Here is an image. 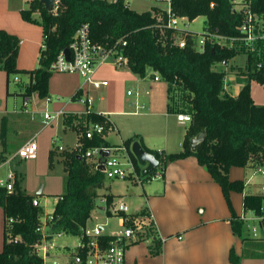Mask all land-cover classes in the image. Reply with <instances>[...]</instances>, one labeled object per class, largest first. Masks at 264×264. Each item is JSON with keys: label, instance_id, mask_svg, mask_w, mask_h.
Segmentation results:
<instances>
[{"label": "trees", "instance_id": "obj_1", "mask_svg": "<svg viewBox=\"0 0 264 264\" xmlns=\"http://www.w3.org/2000/svg\"><path fill=\"white\" fill-rule=\"evenodd\" d=\"M242 4L244 9L238 10L234 0H169L170 11L178 17H186L192 21L198 16H205L204 31L227 38L242 36L239 27L246 18L244 10L255 15L264 14V0H242ZM55 6V10L48 12L39 0H28V7L19 11L28 21L32 19L34 12H38L41 18L44 38L39 49V66L36 68L17 67L20 40L0 28V70L6 74V85L8 86L10 75L27 73L29 81L20 95L30 98L36 93L40 98L47 97L49 79L53 74L48 68L51 61L61 49L69 45L75 31L87 24L91 39L126 56L127 67L132 73L144 77L147 69H150L167 84L168 92L172 88H178L180 97L189 105L190 121L179 151L167 153L164 150L150 149L141 139L139 141L159 161L157 167L160 168L161 176L163 177L170 162L194 156L197 163L219 185L227 206L232 210L230 192H243L245 183L242 180H231L230 168H244L248 165L264 167V105L254 101L250 86L252 81L264 86V56L261 58V66L251 71L255 51H248L247 80L237 95L231 96L223 91L225 72L216 70L213 66L216 63H227L235 57L237 50L208 42L202 50L196 49L195 38L190 31L166 26L165 10L152 6L149 10L137 12L129 8L124 0H59ZM177 39H182L184 45H178ZM79 92L76 91L72 97L75 99ZM84 118V124L72 127L77 135L74 148L57 151L53 147L48 152L49 168L53 167L54 157L58 156L66 173L64 191L56 200L50 227L52 231H63L71 235L80 234L81 228L87 224L95 207V200L99 197L98 190L104 185L103 173L81 156L79 149L84 151L97 146L113 147L105 139L113 127L109 117L91 111ZM94 124L102 126V133H95L93 137L87 138L85 133ZM201 131H205V138L192 150L190 140ZM136 140V135L130 136L123 141L122 146L134 172L140 175L141 167L130 150L132 142ZM157 167L141 177L142 180H151L157 174ZM142 180L139 179V182L142 183ZM14 187L12 192H8L0 186L3 215L0 264L36 263L40 261V257L32 253L30 245L40 239V234L35 229L43 207L34 205L33 199L38 200L42 194L23 191L18 180H15ZM104 197L107 204L115 198L112 194ZM263 197L264 194H244L243 209L257 211ZM139 214L146 216L149 222L140 241L153 236L158 252L160 240L156 236L152 219L145 209ZM8 218H12L13 222L7 228L5 222ZM231 223L233 232L241 236L243 242L264 240L243 237L244 222L234 215ZM8 232L13 237L19 236L20 241H8Z\"/></svg>", "mask_w": 264, "mask_h": 264}, {"label": "rangeland", "instance_id": "obj_2", "mask_svg": "<svg viewBox=\"0 0 264 264\" xmlns=\"http://www.w3.org/2000/svg\"><path fill=\"white\" fill-rule=\"evenodd\" d=\"M124 1L129 6V8L140 11L149 10L155 5H159L163 8L168 7V2L166 0ZM240 7H242V2L237 0L235 8L239 10ZM0 17L2 22L7 26V28L10 29V31L7 28L5 29V27H0L1 29H4L8 33L17 36L19 40H24L26 42V44L22 45L19 49L17 56V67L20 69H33L38 67V52L42 47L44 38L39 14L36 12L32 13V19L30 21L25 20L19 12L16 14H13V12L11 14H7V12H4V14L0 13ZM256 20L258 31L260 28L262 30V27H264V14L260 16L257 15ZM187 22L188 25L185 26L184 23ZM177 26L190 31L194 35L195 48L200 50V47L197 44V39L204 33V29L206 27L205 16H198L192 21L181 20L179 18ZM256 43L257 41L254 42V44ZM259 46H263L262 49H264V39L260 41L258 45H254L256 48ZM242 59L243 52H240L239 55L233 60L232 65L228 63L225 66L224 64L216 63L213 68L224 71L226 74V79L228 80L231 77H235L236 79V77L244 75L238 74L240 70L241 72H246L245 68L239 67ZM256 60L257 56L255 52L253 57V62L255 64ZM114 69L127 70V66L124 65ZM152 75L153 72L150 69H147L144 78L137 76L139 80L136 82H131L129 80L124 82V80L120 78L118 83L114 84L112 90L108 92L103 90H91L89 94V97H91L93 100L89 111L97 113L107 110L136 112L135 115H131L130 112L111 115V121L114 122L115 125H113L105 137L106 140L114 146L112 147L111 153L118 157L122 163V168L129 172L131 171L130 160L122 146L123 141L126 138L134 134L136 135L137 141H140V139L142 140V138H144L149 146L153 148L158 149L166 144L168 152H176L180 150L178 141L180 138L182 141L185 129L189 122L180 123L176 119L177 115L175 117H165L162 115L163 104L166 102V99L168 100L167 109H169L170 112L175 106L174 103H179L181 106L180 112H185V114L189 112L190 108L189 105L183 101L182 97H180V90L172 88L169 90V92H167L166 83L162 80H154ZM240 78L245 79H240L241 83L237 82L240 84L239 86L246 82L247 76L245 75V77ZM28 80L29 75L27 73L10 75L7 86L9 94H6L5 72L0 70V150L6 147V150L9 152L8 157H11V155H13L17 149H19V147L34 139L37 143V157L33 160L20 159L18 157L13 158L8 163V165L0 168V177L5 175L7 169H12L21 174V184L23 188L26 185V191L28 193L36 194V191L40 188V186H42L43 193L39 196V199L44 213H51L54 209L56 200L64 191L66 173L63 170L58 156L54 157V165L52 168H49L48 152L51 148H56L57 146H62L63 148L69 149L74 148L77 142V135L74 130H63L61 118L64 116V114L60 118L54 120L50 125L43 124L42 115L44 111L52 113L54 112L55 107L61 106L64 107L65 112L81 111L83 113L82 115H84L88 110L83 103L81 104V102H78L76 99V101H70V97L60 93L64 85L70 86L76 82L80 83L79 78L75 74L66 72H53L49 79V88L51 87L56 90L55 92H51L49 89L52 102H47L46 98H40L36 93H33L30 102L24 106L22 103L23 97L20 95V92ZM250 86L251 88L256 87L257 90L263 89V86L259 85L255 81L250 82ZM127 89L133 93L131 96L132 99L136 98V95H138L136 104L134 102L129 104V102L124 100ZM144 90H148L149 94H145ZM223 91L226 93L224 84ZM166 95L168 97H166ZM57 98H59V100H57ZM148 101H151V104ZM117 103H119V105H117ZM82 115L77 116V122L84 120V116ZM64 119V121L67 123V117ZM116 129H119V132ZM132 170L133 171L129 174L131 175L130 178L129 175L125 178L104 177V185L98 190V193H100V195L112 194L114 195L116 201L122 198L129 206V212H139L141 209L140 207L145 204L143 187L144 185L148 184L150 180L143 181L141 178L143 176L141 174L136 175L134 169ZM156 171L159 177H162L159 173V167H157ZM250 175L252 177V182L250 186L245 187L243 191L244 194L264 192L261 190V186L264 185V176L261 175L260 172H257L255 167H252L251 165H248L244 168L232 167L229 173V176L232 180L242 181L246 180ZM138 178L142 180V183L139 182ZM231 192L239 193L242 199V192L235 190ZM147 195V198L153 199L154 203L156 202L157 205H163L161 200H159L162 197L161 195H154L153 191L148 192ZM101 196L95 200V207L87 221L88 226L93 227L94 225L106 224V227H104L105 232H109L111 230L119 231L120 229L117 225L116 217L109 216L103 210L98 208L100 206V199H102ZM139 219L140 218H138V220ZM2 240L3 216L2 209L0 207V250L2 247ZM77 240V235L64 233L60 237L55 238V243L67 244L73 250V246L77 243ZM159 240L161 241V239Z\"/></svg>", "mask_w": 264, "mask_h": 264}, {"label": "crops", "instance_id": "obj_3", "mask_svg": "<svg viewBox=\"0 0 264 264\" xmlns=\"http://www.w3.org/2000/svg\"><path fill=\"white\" fill-rule=\"evenodd\" d=\"M155 6L160 9H166L159 5ZM27 7L28 0H0V13L2 14H4V12H7V14H11L12 12L13 14H16L21 9H26ZM135 11L142 12L140 10ZM0 27H5V29L7 28V26L2 22L1 17ZM262 28V30L260 28L258 31L259 36L256 43L257 45L264 39V27ZM222 43L224 45H229L228 40H225ZM24 44H26V42L24 40H20L19 49ZM233 48L237 50V54L224 65L226 66L228 63L232 65L233 60L239 55L240 52H243V59L239 67L245 68L246 72H241L240 70L238 74H244L240 77H245L248 71V50L244 47L241 41H236L233 45ZM254 48L257 60L255 61L256 64L252 61L250 66L251 71L257 68L258 63H262L261 58L264 56V49H262L263 46ZM114 68L115 67L111 64H102L98 66L93 73V79L107 80V86L94 89L90 84L85 83L78 74L72 73L79 78L80 83L76 82L70 86L64 85L60 93L70 97V101H72V99L76 101L72 96L78 90L80 92L78 93L77 97L84 98L89 96L91 90H103L107 92L112 90L114 84L118 83L120 78H122L124 82L128 80L131 82H136L139 80L137 75L132 73L128 67L127 70H117ZM154 75L155 74L152 75L153 79ZM240 77H236V79L235 77H231L229 80L225 77L228 83L227 92L231 96H236L240 87L242 86H239V83H241L240 79L245 78ZM159 80L160 79H157L156 81ZM262 88L263 89L261 90H257L256 87L251 88V95L257 104L264 105V86ZM5 89L6 94L7 91L9 93L6 85V74ZM49 89L51 92H55L56 90L51 87L49 88L48 86L47 98L50 99L49 102H52ZM128 90L129 89H127V91ZM127 91L126 95L124 96V100L129 102V104H132V102L136 104L138 95H136V98L132 99L131 96L133 93H131V95H127ZM144 91L145 94L148 92V90ZM166 91L168 92L167 84ZM148 94L149 92L147 95ZM166 97L168 96L166 95ZM57 100H59V98H57ZM167 101L168 100L166 99V102L164 101L165 103L163 104V116L175 117L179 113H185L180 112L181 106L176 103L170 112L169 109H167ZM148 102L151 104V101ZM117 105H119V103H117ZM60 108L64 111V107L62 106L55 107L54 110ZM128 112H130L131 115L136 114L135 111ZM128 112H123L120 110H107L101 113L107 115L111 120V115H118ZM82 114L83 113L81 111H64V116L61 118L63 130H74L72 128L73 126L84 124L85 118H83V121L80 120L77 122V116ZM85 114L82 116H85ZM186 114H189V112ZM65 117L68 119L67 123L64 121ZM52 122L50 124H52ZM112 123L115 125L114 122ZM116 130L119 132V129ZM142 142L147 148L156 149L149 146L144 138H142ZM178 142L180 147L179 149H181V138ZM167 149L168 148L165 144L163 147L158 148L157 150H164L165 152L169 153ZM8 153L9 152L7 150H0V168L5 166L2 165V162L8 157ZM14 171L16 173V180L19 181L20 188L27 192L26 185L23 188L21 184V174L16 170ZM150 181L143 187L145 204L140 207L141 209L139 212L129 213L136 215L145 209L146 212L151 215L155 224L157 238L161 239L159 251L157 252L156 242L152 238H146L144 240L135 242L131 244L125 252V264H264V240H255L256 242H243L241 236H237L232 230V216L234 215V217L240 218L247 212L243 209L241 196L236 192L230 193V200L232 204L231 210L225 202L219 185L212 180L206 169L197 163V160L194 156H187L183 159L170 162L164 171L163 177L154 176V178H152ZM243 181L245 183V187L250 186L252 182L251 175ZM150 191H153L154 195L162 196L159 199L163 204L162 206L157 205L156 202L154 203L153 199L147 198V193ZM40 193H43L42 188ZM252 194L262 195L264 192H253ZM101 195L99 193V196ZM243 195L244 192H242V198ZM101 197L105 198L104 196ZM38 200L40 202L39 198ZM114 200L116 201L115 198ZM242 236L248 239L250 237L246 223H244Z\"/></svg>", "mask_w": 264, "mask_h": 264}, {"label": "built area", "instance_id": "obj_4", "mask_svg": "<svg viewBox=\"0 0 264 264\" xmlns=\"http://www.w3.org/2000/svg\"><path fill=\"white\" fill-rule=\"evenodd\" d=\"M168 7L163 9L167 13V23L166 26L169 28H174L176 30H186L179 28L177 26L178 19L188 20L186 17H178ZM237 4V0H234ZM242 2V0H240ZM56 5V4H55ZM54 5L53 10L56 9ZM240 9H244V5ZM246 18L239 27V32L242 36L235 38H227L214 33H204L198 37L197 44L202 50L206 42L213 44L218 43L219 45H224L222 42L225 40L229 41L230 47H233L236 41H241L244 47L248 51H255L253 47L254 42L257 41L259 33L256 25L257 15L250 13L248 10H244ZM185 26L188 25L184 23ZM178 45L183 46L184 41L182 39H177ZM227 45V46H229ZM69 49V55L64 54V49H61L56 57L51 61L49 69L53 72H66V73H76L81 76L83 81L90 84L94 89H99L101 87L107 86V80H96L93 79V73L95 69L102 64H111L115 68L121 66H127V58L123 54L114 51L111 48L103 46L97 42H94L88 30V25H81L73 34L69 45L66 47ZM226 64L225 62H221ZM261 66V63L257 64V68ZM226 77V76H225ZM154 79H159V76L155 74ZM228 83L224 80V89L227 92ZM148 92H146L147 94ZM127 95H131V91H127ZM230 95V94H229ZM31 97L23 98V105L26 106L30 102ZM77 101L85 104L87 107V112L93 102L92 98L87 96L84 98H75ZM73 100V99H72ZM46 101L49 102L50 99L46 97ZM27 111V110H26ZM86 112V113H87ZM64 114L63 109H55L54 112L48 113L44 111L43 124L49 125L52 121L58 119ZM177 120L180 123L190 121V115L185 113L177 114ZM97 133H102V126L99 124L92 125L85 133L87 138L93 137ZM57 150H62V146H57ZM112 148L106 146L91 147L84 151L79 149L80 155L86 158L88 161L93 163L95 169L101 171L104 177L107 178H125L131 171H126L122 168V163L115 154L111 153ZM15 157L20 159L33 160L37 157V143L36 141L30 140L24 145L19 147L17 151L3 160L2 165H8V163ZM257 172H260L264 176V167H255ZM156 177H159L157 174ZM16 180V173L12 169H7L5 175L0 177V186L4 187L8 192H12L15 187L14 183ZM261 190L264 191V185L261 186ZM34 205H41L39 200L33 199ZM100 206H103V211L110 216H115L117 219V225L119 231H109L105 232V225H94L89 227L88 224L81 228L80 234L77 235V243L73 246V250L67 244H56L55 238L60 237L65 232L59 231L55 232L51 230V222L53 220V214L42 213L39 219V224L35 231L40 234V239L35 241L30 245L31 251L36 256L40 257V261L32 264H125V252L127 248L140 241L142 233L149 222L146 216H141L140 214L129 213L128 205L123 199L118 201H113L110 204L106 203V199H100ZM99 206V207H100ZM108 215V214H107ZM150 215V214H149ZM138 218H140L138 220ZM151 219V215H150ZM247 225L249 235L253 239H264V197L262 203L257 211L247 210L240 218ZM13 222L12 218L6 219L7 228ZM249 222V223H248ZM154 225V222H152ZM155 226V225H154ZM8 241L14 243L20 241L19 236L13 237L10 233H7ZM153 238V236H149Z\"/></svg>", "mask_w": 264, "mask_h": 264}, {"label": "water", "instance_id": "obj_5", "mask_svg": "<svg viewBox=\"0 0 264 264\" xmlns=\"http://www.w3.org/2000/svg\"><path fill=\"white\" fill-rule=\"evenodd\" d=\"M59 0H39V2L44 5V7L47 9L48 12H51L53 10L54 5ZM64 54L66 56L69 55V49H64ZM205 138V131H201L196 136L192 137L190 140V147L192 150H195L196 146ZM130 150L134 157L137 160V163L142 167L140 174L142 176H145L149 174L152 170H154L158 165L159 161L153 156V154L147 152L139 141H133L130 147ZM42 186L38 189L36 192L39 194L41 192ZM100 210H103V206L98 207Z\"/></svg>", "mask_w": 264, "mask_h": 264}]
</instances>
